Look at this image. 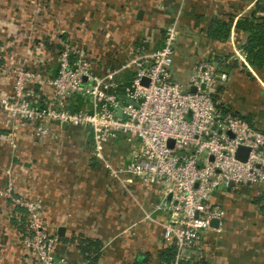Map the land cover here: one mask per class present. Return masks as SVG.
I'll list each match as a JSON object with an SVG mask.
<instances>
[{"label": "crops", "instance_id": "crops-1", "mask_svg": "<svg viewBox=\"0 0 264 264\" xmlns=\"http://www.w3.org/2000/svg\"><path fill=\"white\" fill-rule=\"evenodd\" d=\"M258 3L264 0H0V72L24 66L56 75L60 39L81 45L97 75L115 73L114 80L128 83L135 68L123 65L159 48L176 17L174 80L189 90L201 63L226 73L215 86V103L264 132V73L246 60L250 32L236 29ZM215 20L230 25L225 40L208 36ZM36 48L43 49L41 63L34 60ZM11 88L12 76L4 72L0 89L9 94ZM69 105L87 109L90 99L76 96ZM32 129L0 113V264H37L21 239L25 209L12 201L28 198L42 200L47 231L69 264H88L81 252L86 240L101 245L97 264H160L168 220L166 211L155 209L160 188L137 178L123 186L111 177L88 128H56L61 137L44 143L33 139ZM102 151L114 166L129 158L123 139ZM8 184L10 197L2 194ZM210 202L225 216L219 229L202 237L191 264H264V184L218 188Z\"/></svg>", "mask_w": 264, "mask_h": 264}, {"label": "built area", "instance_id": "built-area-1", "mask_svg": "<svg viewBox=\"0 0 264 264\" xmlns=\"http://www.w3.org/2000/svg\"><path fill=\"white\" fill-rule=\"evenodd\" d=\"M177 38L175 17L165 27L159 48L123 65L124 70L135 68L128 83L114 80L115 73L97 75L81 45L60 39L56 75L24 66L0 72V83L4 72L12 76L9 94L0 89V113L31 125L35 141L58 140L54 129L63 124L88 128L96 156L111 177L123 186L137 178L144 186L160 188L162 200L155 209L167 212L163 240L175 249L172 260L160 264L192 263L202 237L219 229L225 211L210 202L218 188L230 182L233 187L264 184V132L215 103V86L227 80L226 73L201 63L189 79L195 92L174 80ZM37 49L34 60L41 63L43 49ZM76 96L88 97L90 108H71L69 101ZM116 139L129 147L127 162L118 166L102 151ZM8 145L14 148L15 139ZM240 146L248 149L244 161L235 156ZM10 192L8 184L2 194L10 197ZM12 201L25 209L21 239L37 264H69L56 252L58 238L47 231L42 200ZM214 219L217 228L210 226Z\"/></svg>", "mask_w": 264, "mask_h": 264}, {"label": "trees", "instance_id": "trees-1", "mask_svg": "<svg viewBox=\"0 0 264 264\" xmlns=\"http://www.w3.org/2000/svg\"><path fill=\"white\" fill-rule=\"evenodd\" d=\"M258 13L264 14V3H258L248 16L237 22L236 29L250 32L248 41L243 46L246 60L252 68L264 73V16L257 15ZM229 30V24L215 20L211 22L207 34L215 40H225L228 37ZM243 119L246 120L245 118ZM260 209L264 211V204ZM85 242L86 245L84 247L81 246L82 254H84L88 264H97L100 243L87 240ZM174 251L175 249L173 247L166 246L160 254L161 262L169 263L174 256ZM183 264L191 263L187 262Z\"/></svg>", "mask_w": 264, "mask_h": 264}, {"label": "water", "instance_id": "water-1", "mask_svg": "<svg viewBox=\"0 0 264 264\" xmlns=\"http://www.w3.org/2000/svg\"><path fill=\"white\" fill-rule=\"evenodd\" d=\"M141 14H142V12H139V15H141ZM146 82H147V81L144 79V80L142 81V84H146ZM201 89H202V90L204 89V86H203V85L201 86ZM189 91H190V92H195L196 89H195L194 87H190ZM62 128L67 129L68 126H67L66 124H63V125H62ZM247 151H248V149H247L246 147H242V146H240V147L237 149V152H236V155H235L236 158H238V159L241 160V161H244L245 158H246ZM233 186H234V184H233L232 182H230L227 188L230 189V188H232ZM210 226H211V227H214V228H217V226H218V220H217V219L212 220V221L210 222ZM63 230H64V229H63L62 227H60V228L58 229V234H59V235H62Z\"/></svg>", "mask_w": 264, "mask_h": 264}, {"label": "rangeland", "instance_id": "rangeland-1", "mask_svg": "<svg viewBox=\"0 0 264 264\" xmlns=\"http://www.w3.org/2000/svg\"><path fill=\"white\" fill-rule=\"evenodd\" d=\"M220 188H223V187H220ZM221 190V189H220Z\"/></svg>", "mask_w": 264, "mask_h": 264}]
</instances>
